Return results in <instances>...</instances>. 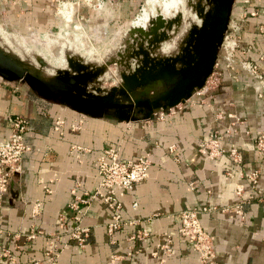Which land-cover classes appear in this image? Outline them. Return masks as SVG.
I'll return each instance as SVG.
<instances>
[{
	"label": "crops",
	"instance_id": "1",
	"mask_svg": "<svg viewBox=\"0 0 264 264\" xmlns=\"http://www.w3.org/2000/svg\"><path fill=\"white\" fill-rule=\"evenodd\" d=\"M140 1L100 0L99 8L86 4L74 7L72 21L78 22L83 32L69 35L73 47H69L67 55L84 63L89 71L101 69L97 76L101 86H110L117 79L115 60L108 59L120 58L117 50L128 24L119 29V23H128ZM15 2L11 12L18 17L17 26L37 29L41 34L55 28L56 20L50 19L55 0ZM240 4L241 0H233L228 19V23L239 24L236 56L264 69V0H249L246 4L247 9H255L253 15L240 16ZM60 47L56 43L50 52L41 47L33 51L44 60L45 64L35 62L45 73H54L55 68L65 65V60L59 62V57L63 58ZM216 66L221 71L217 86L193 94L170 112L135 120L85 115L75 130L70 129L69 122L80 112L73 104L39 95L24 81L0 78V140L9 134L7 117L19 114L27 119L24 137L30 144L1 200L0 248H7L12 258L0 256V264H32L33 259L42 257L48 245L47 233L51 231L60 232L59 239L65 240L57 214L64 213L68 219L67 203L73 193L82 196L83 191L93 190L97 181L95 157L113 145H117L121 159L150 154L147 176L118 197L120 215L133 222L120 226L109 236L104 224L111 210L100 197L91 198L81 220L89 226L86 243L79 247L67 240L55 264H194L196 253L187 239L177 233L176 226L180 209L201 205L210 207L199 212L198 218L213 236L219 264H264V160L259 158L253 139L256 129H264V108L256 96L257 90L264 88V78L254 79L236 64L235 76H231L220 53ZM107 76L112 77L109 83H105ZM219 110L222 115L216 117ZM227 110L241 118L228 132L225 128L231 125ZM57 115L64 118L60 132L52 128ZM210 128L221 133L222 147L237 148L239 161L233 162L226 152L212 159L198 153L196 143ZM72 144L86 149L71 150ZM169 144H174L172 151ZM253 169H257V176L251 183L245 176ZM237 183L243 186L241 215L233 206ZM36 200L39 206L33 214L31 208ZM67 222L70 224V220ZM139 227H145L148 235L131 238ZM33 229L42 233L25 238ZM165 234L170 236L168 251L156 247L164 241ZM135 247L138 251L109 262L110 253ZM152 250L156 253L151 254Z\"/></svg>",
	"mask_w": 264,
	"mask_h": 264
},
{
	"label": "water",
	"instance_id": "2",
	"mask_svg": "<svg viewBox=\"0 0 264 264\" xmlns=\"http://www.w3.org/2000/svg\"><path fill=\"white\" fill-rule=\"evenodd\" d=\"M232 3L186 0L185 5L200 18L188 24L176 46L166 53L156 49L179 23L178 12L166 18L156 12L146 27L129 23L117 50L120 58L108 59L122 64L116 66L117 79L110 86L100 85L97 76L101 69H85L84 63L68 56L69 49L63 48L65 65L55 68L54 73L40 74L24 62L25 58L0 45V76L24 81L44 97L64 99L85 115L118 120L152 118L168 112L202 87L220 53ZM31 54L35 61L45 64L36 53Z\"/></svg>",
	"mask_w": 264,
	"mask_h": 264
},
{
	"label": "built area",
	"instance_id": "3",
	"mask_svg": "<svg viewBox=\"0 0 264 264\" xmlns=\"http://www.w3.org/2000/svg\"><path fill=\"white\" fill-rule=\"evenodd\" d=\"M249 0H241V12L240 16L247 14L253 15L256 13L254 8L247 9L246 4ZM63 3L79 5L78 2L73 3L70 1H61ZM101 3H97L99 8ZM239 24L238 21H232L227 24V28L224 31L220 48L221 56L224 60L225 66L231 71V76H235L234 67L235 64L243 69L246 73L251 75L254 79L262 80L264 78V69H260L254 61L246 59L244 57L236 56V49L238 47L237 40L239 39ZM217 59L214 62L213 68L206 76L201 88L195 91L194 94H202L206 91L213 89L220 80V69L216 66ZM256 96L264 108V88H259L256 92ZM179 105V104H178ZM177 105V106H178ZM176 107V106H175ZM170 108L168 112L172 111ZM164 113L159 112L157 116H161ZM226 116L230 118L231 127H226L225 131L232 130V126L235 123H240L241 118L237 116L233 111H225ZM216 117L222 115V111L219 110L215 113ZM85 114L80 113L73 117L69 122V127L72 130L79 129L83 123ZM9 126V134L4 139L0 140V204L3 195L8 189L10 177L18 172L21 167L20 159L23 153L30 149V144L25 140V131L27 130V119L19 114H15L7 117ZM64 124V118L57 115L52 121V128L55 131L60 132L61 127ZM256 152L261 160H264V129L258 128L254 131L253 135ZM221 133L216 128H210L206 131L204 136L200 138L196 143V150L199 154L206 158L212 159L219 156L221 153L226 152L233 162L240 160V154L234 145H229L226 149L221 146ZM71 150H85L86 147L72 144ZM168 149L172 151L174 144H169ZM117 145L108 146L102 149V151L95 157V169L97 181L91 192L83 191L84 195L74 194L72 199L67 203L70 214L68 219L64 213L57 214V223L61 227L59 231L66 235L64 241L59 239L60 232L51 231L48 235V245L45 247L42 257L32 260V264H55V261L67 240H73L75 244L82 247L89 235V226L81 222L85 208L87 207L89 200L95 196L101 198L105 205L111 210V214L108 220L105 222V232L110 236L114 230L124 224H131L132 219H123L119 213L120 201L119 196L125 189L131 188L135 183L142 181L147 176V169L150 164V154L145 152L133 158L121 159L117 155ZM227 175H231V172L227 171ZM257 176V169H253L246 173V178L254 183ZM192 187V181L189 182ZM119 189V190H116ZM243 186L241 183H237L234 188V193L237 196V200L233 206L235 212L241 215V205L244 202L242 198ZM72 192L73 189H71ZM132 206H135V201L131 202ZM39 206V201H35L32 204V213H36ZM210 209L207 205H201L200 207H188L182 208L178 211V224L176 226L177 233L187 239L191 247L196 253V261L194 264H219L215 258L213 249V236L206 231L198 218V213ZM70 220V224H68ZM42 233L38 229L30 230L25 234V238H34L37 234ZM148 235V231L145 227H139L135 229L131 238L143 239ZM170 236L165 234L164 241L159 243L156 247L163 251L169 250ZM138 251L135 248H128L123 253H110L109 262L114 263L123 255H130L133 252ZM156 250H152L151 254H155ZM0 256H10L9 250L5 247L0 248Z\"/></svg>",
	"mask_w": 264,
	"mask_h": 264
},
{
	"label": "rangeland",
	"instance_id": "4",
	"mask_svg": "<svg viewBox=\"0 0 264 264\" xmlns=\"http://www.w3.org/2000/svg\"><path fill=\"white\" fill-rule=\"evenodd\" d=\"M61 1L62 0H55V3L53 4L55 12L52 13V15L50 17V19L56 20V22L54 24L55 28L51 29V31H48V33L41 34V31H39L37 29H33V28L28 29V28H24V27L16 25L18 17H16L17 16L16 14H13L11 12V10L13 9V5H14L13 3H16L15 0H0V33H1L0 34V45H2V47L5 50L6 49H7V51L13 50L19 56L25 58L24 62L28 61L27 63L31 65L32 69L39 71L40 74L45 73V69H43L42 67H37L38 65L36 64L35 60L33 59L31 52L38 50L40 47L44 48L45 51L50 52L52 47L57 43V44H61L59 52L62 55L63 54L62 48L68 50L69 47H73V42H72L73 40L69 37V35H72L73 33H75V35L77 36L79 34V31L81 30L79 23L72 21V20H74L73 19V15H74L73 10H74L75 6L69 5V4L67 5L66 10H63V11H68L67 14H69V15H67L65 17L63 15L64 12L61 13V12H59V9H58L61 6ZM63 1H70L73 3L78 2L79 4H86V5H90V6H94V7L95 6L97 7V3H101L100 0H63ZM160 1L161 2L158 3L157 5H155V7H154L155 12H161V8H162L163 4L169 0H164V1L160 0ZM183 1L185 4L186 0H183ZM193 1H196V0H193ZM146 2H147L146 0H141L140 5L138 6V9L135 11L134 15L130 18L128 23L127 22L119 23V25H121V27H119V29L124 28V26L126 24H129V23L133 24V21H136L139 17H141L142 12L144 13L145 10L148 11L147 8L149 7V4L146 5L145 4ZM146 6H147V8H146ZM185 7H186V12H187L188 8H189L188 11L191 10L190 5L189 6L185 5ZM154 10H153V12H154ZM191 11H194V10L192 9ZM148 12H149V14L147 13V17L149 19L148 20L146 19L145 25H147L148 21L151 20V17L153 18V16H154L152 14L153 13L152 11L149 10ZM174 12L175 13H173V14L176 15V13L179 11H174ZM150 14H151V16H150ZM179 14H180V16H179L180 20H179V23L177 24L178 27L176 26L177 29L175 28L173 30H170V34L157 47L156 52H159V53L165 52V51H163L164 44L165 45L168 44V46L175 47L176 44L178 43L177 40L183 35V33L180 32V30H181L180 25L182 23L184 15H182L181 13H179ZM133 25H137V24H133ZM138 26H141V25L138 24ZM111 29L116 30V28H110V30ZM94 31H96V29H94ZM117 31H118V33L120 32V30H117ZM2 32H3V34H2ZM67 32H68V34H67ZM81 32H83V31L81 30ZM60 37H61V39H59ZM171 47H169L167 49L171 50L172 49ZM168 50H166V52ZM41 53H43V50ZM220 53H221V48H220ZM61 59H63V58L59 57L60 63H61ZM118 64H119V67L122 66V64H120V62L118 63L115 61V66H117ZM0 78H1V76H0ZM111 79H112V77L107 76L105 79V83H109L111 81ZM94 83L97 84V82H94ZM107 86H109V84H107Z\"/></svg>",
	"mask_w": 264,
	"mask_h": 264
},
{
	"label": "bare ground",
	"instance_id": "5",
	"mask_svg": "<svg viewBox=\"0 0 264 264\" xmlns=\"http://www.w3.org/2000/svg\"><path fill=\"white\" fill-rule=\"evenodd\" d=\"M147 2L145 3L146 5L147 4H149V7L147 8V6H146V8L148 9V11L150 10V11H152L153 12V10H154V7H155V5H157L158 3H160L161 1L160 0H146ZM164 1V0H163ZM195 2V1H194ZM67 3H63V5L62 6H60L58 9H59V12H61V13H63V15L66 17L67 15H69V14H67L68 13V11H63V10H66V7H67ZM69 5H72V4H69ZM145 9V8H144ZM189 9V8H188ZM188 9H187V12H186V7H185V4H184V1L183 0H169V1H167V2H165L164 4H163V6H162V8H161V15L163 16V17H172V15L174 16L175 14H173V13H175L174 11H179L178 13H181L182 15H184V18H183V20H182V23H181V25H180V28H181V30H180V32L181 33H184V30L186 29V27L188 26V24L191 22V21H195V22H197L198 20H199V15H197L196 13H195V11H188ZM143 10V9H142ZM147 10H145V12L143 13L142 12V15H141V17H139L136 21H133V24H139V25H141V26H145L146 27V25H145V23H146V19L148 20L149 18L147 17V13L149 14V12H148ZM154 13H156L155 12V10H154V12L152 13L153 15H154ZM66 14V15H65ZM62 15V16H63ZM152 15V16H153ZM140 16V15H139ZM150 16H151V14H150ZM69 18V17H68ZM151 19H152V17H151ZM67 23V22H66ZM3 26V25H2ZM178 27V26H177ZM64 28V27H63ZM177 29V28H176ZM62 31V30H61ZM7 32V31H6ZM179 32V33H180ZM8 33V32H7ZM1 34V33H0ZM2 34H3V32H2ZM66 34V33H65ZM67 34H68V32H67ZM10 35V34H9ZM177 36V35H176ZM6 43V42H5ZM174 43V42H173ZM2 46V45H1ZM164 48H163V51H165L166 52V50H168L167 48H169V47H171V46H168V44L167 45H165L164 44V46H163ZM171 48H173V47H171ZM7 50V49H6ZM170 50V49H169ZM60 61V60H59ZM64 60L62 59L61 60V62H63ZM35 70V69H34ZM37 71V70H36ZM38 73H39V71H37ZM42 74V73H41Z\"/></svg>",
	"mask_w": 264,
	"mask_h": 264
}]
</instances>
